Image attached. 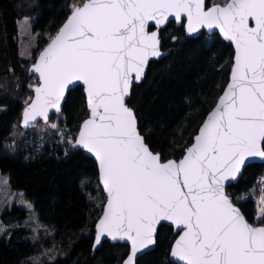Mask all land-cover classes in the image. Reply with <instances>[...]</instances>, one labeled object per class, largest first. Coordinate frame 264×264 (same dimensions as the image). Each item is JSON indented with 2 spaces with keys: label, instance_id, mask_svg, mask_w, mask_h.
Here are the masks:
<instances>
[{
  "label": "snow or ice",
  "instance_id": "1",
  "mask_svg": "<svg viewBox=\"0 0 264 264\" xmlns=\"http://www.w3.org/2000/svg\"><path fill=\"white\" fill-rule=\"evenodd\" d=\"M186 14L195 26L218 27L235 42L230 83L179 161H162L136 127L125 104L151 56H159L158 32ZM254 21V27L250 26ZM33 70L40 85L24 123L48 119L65 92L85 85L90 116L75 146L98 159L109 199L100 234L131 244L124 264L154 243L155 225L173 221L182 229L172 255L184 264H264V226L250 224L224 193L223 181L249 157L264 158V0H85L40 54ZM53 128L56 125H52Z\"/></svg>",
  "mask_w": 264,
  "mask_h": 264
},
{
  "label": "trees",
  "instance_id": "2",
  "mask_svg": "<svg viewBox=\"0 0 264 264\" xmlns=\"http://www.w3.org/2000/svg\"><path fill=\"white\" fill-rule=\"evenodd\" d=\"M82 1L0 0V172H11L16 189L37 197L33 210L0 212V264H121L128 254L127 245L108 241L92 251L105 196L95 162L74 145L88 115L81 87L70 90L52 116L55 128L20 126L36 84L29 66ZM24 18L35 36L31 56L20 54ZM160 38L167 55L149 64L128 104L145 142L167 160L179 158L191 143L226 84L233 50L217 34L189 38L173 22ZM259 186H264V163H252L227 193L248 221L264 226V211L257 217V196L264 195ZM175 237L171 227L160 226L155 248L136 264H176L169 259Z\"/></svg>",
  "mask_w": 264,
  "mask_h": 264
},
{
  "label": "water",
  "instance_id": "3",
  "mask_svg": "<svg viewBox=\"0 0 264 264\" xmlns=\"http://www.w3.org/2000/svg\"><path fill=\"white\" fill-rule=\"evenodd\" d=\"M209 0H205V5L206 7H211L213 6L214 4H217V3H210V4H207ZM85 2V0L82 1L81 4L79 5H82L83 3ZM221 4V3H219ZM224 4V3H223ZM221 4V5H223ZM73 11V9H72ZM72 11L71 13L67 16V18L63 21V23L61 24V26L59 27V29L57 30V32L54 34L53 37H55V35L58 33V31L61 29V27L66 23V21L68 20L69 16L72 14ZM183 19L181 20H177L175 18L174 15H171L168 17V19L162 23V24H156L155 21H149L148 24H149V27H148V31L149 32H152V31H157L158 32V39H159V45H158V51L160 53L159 56H151L149 57V59L147 60V63H146V66L144 67V70H143V75L141 77V79L139 81H135L133 79V82L131 83L130 85V95L128 97L125 98V104L131 108L134 112V109L128 104V100L130 99V96H131V90H132V87L135 85V84H139L140 82H142L146 76V73H147V70H148V66L151 62H154V61H159L161 58H163L164 56L167 55V52L165 51H162L161 47H162V41H161V38H160V32L171 22H173L177 27H181L182 26V29L185 33V35L189 38H196L198 37L200 34L202 33H205L207 35H212V34H217L219 36V38L228 43L231 47H232V50H233V56H232V62H231V65H230V68H229V73H228V77H227V81H226V84L224 85L221 93L219 94V96L217 97L215 103L213 104V106L211 107V109L206 113L203 121L201 122L200 126L198 127V130L197 132L195 133V135L193 136L192 138V141L191 143L184 149L183 151V154L175 159V158H170L171 160H177L179 161L180 159H182L185 155V151L188 147H190L192 145V143L194 142V137L196 135L199 134V129L200 127L204 124L208 114L217 106V103L220 99V97L224 94V91L225 89L227 88L228 84L230 83V79H231V74H232V70H233V65L235 63V55H236V48H235V42L234 41H231L227 38H225V36L221 33L220 29L218 27H213V28H208L207 26H195V30L192 31V32H189L187 30L188 28V20L186 18V14H181ZM250 26H255L254 25V21H250ZM52 37V38H53ZM51 38V39H52ZM51 39L47 42V44L38 52L35 60L30 64L29 66V69H28V74L30 76H33L35 79H36V84L33 86V89H32V98L30 99V101L23 107L22 109V112H21V119H20V126L22 127L23 130H28L30 128H33L35 127L39 122L41 123H46L49 121V119L53 116V115H56L58 114L63 106H64V102L67 98V94L70 90L74 89L75 87H81V90H82V93L84 95V98H85V102H86V108L88 110V115L83 119V121L81 122L80 126H79V129H78V133L76 135V138H75V142H76V139L79 135V132H80V128H81V125L83 124V122L89 118L90 116V108H89V105H88V100H87V96H86V91H85V85H83V82H78L76 83L74 86H71L69 89L66 90L65 92V98L61 101V104H60V108L59 110L57 109H53V108H49L48 111H47V114H48V119L45 120L42 116H38L36 118L35 121H30L29 124H25L24 123V112H25V109L28 107V105L31 103V101L33 99H35V96H36V93H35V88L38 87L41 83L40 79H39V74L36 73L34 70H33V65H35L37 62H38V59H39V56L40 54L44 51V49L50 44L51 42ZM135 114V112H134ZM136 117V115H135ZM138 119L136 117V127H137V130L139 131V128H138ZM140 135L143 136L141 134V132L139 131ZM144 137V136H143ZM145 139V138H144ZM75 142H74V145H75ZM146 143V142H145ZM76 149L78 150H81L85 155H87L88 157H90L96 164L97 166V171H98V181H99V185L100 187L102 188V191L105 195V202L103 204V208H102V212L100 214V216L98 217L96 223H95V226H94V241H93V244H92V251H96L100 246L101 244L104 242V241H108L110 243H120V244H125L128 246L129 250H128V254L127 256L125 257V259L122 261L121 264H124V261L127 260L128 256L131 254V244L130 242L126 241V240H121L119 238H116V239H113L111 236H108L106 233H101L100 234V240L99 242H97V235H98V232H99V229H98V224L101 220V218L104 216V212H105V208L107 206V203H108V199H109V196H108V193L106 191V188L102 182V179H101V171H100V168H99V164H98V159L97 157L95 156L94 153H91L89 152L87 149L83 148L82 146H75ZM153 151V150H152ZM154 152V151H153ZM154 153H157V152H154ZM170 159H167V160H170ZM167 160H162V161H167ZM252 163H264V158L262 157H249L246 159V162L245 164L241 167L240 171L238 172H235L233 173L232 177L230 179H227L225 181H223V184H224V193L229 197V199L231 200V202L233 203V205L238 208L240 210V208L233 202V200L231 199V197L228 195L227 193V188L228 186L232 185V184H235L239 178L241 177L244 169L246 166H248L249 164H252ZM240 212L242 213V211L240 210ZM243 214V213H242ZM244 215V214H243ZM245 217V216H244ZM246 219V217H245ZM247 220V219H246ZM248 221V220H247ZM250 224H252L253 226L255 227H262V225H255L253 223H251L250 221H248ZM168 226V227H171L174 231V233H176V237L175 239L173 240L172 244H171V247H170V251H169V259L176 263V264H184L183 261H180L178 257H175L172 255V251H173V248L175 246V243L176 241L179 239L181 233H182V229H179L177 228V226L175 225V223L173 221H161L159 222L158 224L155 225V234H154V243L151 244V245H148L147 247L141 249L140 251L137 252L136 256L134 257V260H133V264H136V261L139 257H141L142 255H144L145 253L153 250L155 248V245H156V236H157V232H158V229L160 226Z\"/></svg>",
  "mask_w": 264,
  "mask_h": 264
},
{
  "label": "rangeland",
  "instance_id": "4",
  "mask_svg": "<svg viewBox=\"0 0 264 264\" xmlns=\"http://www.w3.org/2000/svg\"><path fill=\"white\" fill-rule=\"evenodd\" d=\"M215 1L221 4L226 2V0H215ZM213 2L214 0H209L207 4ZM34 38H35L34 33L30 28V21L28 20V18H24L20 22V31H19L20 54L22 55L26 54L30 56L32 55L31 47L34 43ZM36 56L33 58V60H35ZM31 98L32 96L29 98V101ZM51 119L52 117L46 123L39 122L35 127L41 131L49 130L51 129L50 127L53 124L54 125L57 124V118H55V120H51ZM258 190L260 191V193H264V186L261 188L259 186ZM263 200H264V195L259 194V197L257 196V208H258L257 217H259L264 211ZM36 201H37L36 196L27 194L24 191L15 188L13 176L11 172L8 173L0 172V212L7 208L9 209L27 208L29 210H33L34 206L36 205Z\"/></svg>",
  "mask_w": 264,
  "mask_h": 264
},
{
  "label": "flooded vegetation",
  "instance_id": "5",
  "mask_svg": "<svg viewBox=\"0 0 264 264\" xmlns=\"http://www.w3.org/2000/svg\"><path fill=\"white\" fill-rule=\"evenodd\" d=\"M213 3H219V2H217V1H215V0H214V2H213Z\"/></svg>",
  "mask_w": 264,
  "mask_h": 264
}]
</instances>
